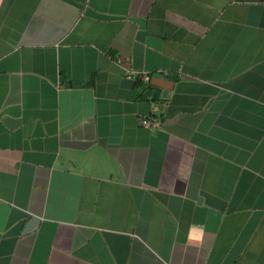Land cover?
Instances as JSON below:
<instances>
[{
	"label": "crops",
	"instance_id": "1",
	"mask_svg": "<svg viewBox=\"0 0 264 264\" xmlns=\"http://www.w3.org/2000/svg\"><path fill=\"white\" fill-rule=\"evenodd\" d=\"M0 264H264V0H0Z\"/></svg>",
	"mask_w": 264,
	"mask_h": 264
},
{
	"label": "built area",
	"instance_id": "2",
	"mask_svg": "<svg viewBox=\"0 0 264 264\" xmlns=\"http://www.w3.org/2000/svg\"><path fill=\"white\" fill-rule=\"evenodd\" d=\"M127 78L149 82L151 76L148 73H135L134 71H130V73L127 74ZM143 124L149 129H157L160 126V123L154 119L143 120Z\"/></svg>",
	"mask_w": 264,
	"mask_h": 264
},
{
	"label": "clouds",
	"instance_id": "3",
	"mask_svg": "<svg viewBox=\"0 0 264 264\" xmlns=\"http://www.w3.org/2000/svg\"><path fill=\"white\" fill-rule=\"evenodd\" d=\"M204 228L201 225H193L188 234V240L192 243H199L203 240Z\"/></svg>",
	"mask_w": 264,
	"mask_h": 264
},
{
	"label": "water",
	"instance_id": "4",
	"mask_svg": "<svg viewBox=\"0 0 264 264\" xmlns=\"http://www.w3.org/2000/svg\"><path fill=\"white\" fill-rule=\"evenodd\" d=\"M38 223H39V221H38L37 219H33V220L31 221L30 226H29L25 231H29V230H31V229H32L33 227H35Z\"/></svg>",
	"mask_w": 264,
	"mask_h": 264
}]
</instances>
